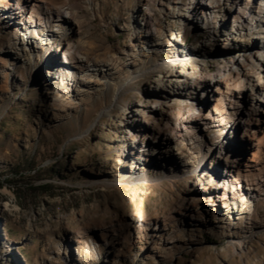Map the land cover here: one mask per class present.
I'll list each match as a JSON object with an SVG mask.
<instances>
[{"label":"rangeland","instance_id":"obj_1","mask_svg":"<svg viewBox=\"0 0 264 264\" xmlns=\"http://www.w3.org/2000/svg\"><path fill=\"white\" fill-rule=\"evenodd\" d=\"M48 1L59 4L66 0ZM70 1L79 16L89 21L88 40L97 47L92 53L94 58L103 51L98 45L104 38L111 52H126L128 33L121 27L129 17L136 27L139 0H103L99 16L81 8L87 0ZM201 1L203 4L194 7L207 10L209 1ZM225 2L230 10H225L223 18L230 26L234 11L242 10L241 1ZM156 16L159 27L172 24L170 18ZM65 25L62 23L67 35L69 28ZM0 31V51H4L12 31L6 33L1 27ZM171 33L181 38L179 42L185 49L199 45L208 35L194 20L173 23ZM73 41L76 52L88 53L81 38L73 36ZM208 47L217 50L206 55V64L201 63L208 73L215 72L219 62L215 57H227L236 50L223 47L221 41H209ZM160 55L163 59L167 56L166 52ZM48 57L40 53L30 63L17 59L5 72L7 77L0 72V264H264V191L255 194L244 182L235 184L237 195L231 206L238 219L232 220L230 231L223 235L207 232L202 226L177 225L178 211L188 194L184 182L175 181L172 188L169 179L151 165H147L149 173L137 175L132 159L126 156L131 138L137 141L141 136L137 131L127 134L119 125L121 105L131 107L139 99H146L127 91L121 96L124 102L108 116L101 115V111L109 105L112 91L103 90L82 105L70 101L58 86H47L45 93L43 81L52 59ZM146 85L148 75L136 88L142 90ZM195 96L202 98L199 90ZM62 111L66 112L61 119L47 117ZM178 116H173V123ZM225 120L229 123L225 121L209 131H182L178 141L181 145L190 139L219 143L225 137V149L237 152L239 131L231 125H239V119L232 116ZM168 129L161 131L168 134ZM194 150L206 152L205 144ZM244 150L241 159L245 158ZM205 162L208 165L210 160ZM192 176L188 174L187 179ZM156 178H162L161 182ZM193 204L195 208L196 202ZM224 206L219 204V209L227 212ZM208 207L214 208L211 204ZM171 214H175V230L162 233L155 241L146 239L144 221L154 223ZM254 224L259 226L257 234L245 250L231 253L227 236L241 237L243 229ZM190 237L195 240L189 242ZM168 245L180 249L172 255L154 250Z\"/></svg>","mask_w":264,"mask_h":264},{"label":"bare ground","instance_id":"obj_2","mask_svg":"<svg viewBox=\"0 0 264 264\" xmlns=\"http://www.w3.org/2000/svg\"><path fill=\"white\" fill-rule=\"evenodd\" d=\"M205 1H209L207 10L194 7L203 4L201 0H139L136 30L130 17L120 26L128 33L126 52H111L104 38L98 45L103 51L94 58L92 53L97 47L88 40L89 21L79 16L70 0L59 4L48 0H0V27L6 33L12 31L6 49L0 51V72L7 77V70L18 60L30 63L40 53L48 55L52 59L43 81L45 93L47 86H58L70 101L82 105L103 90L112 91L110 103L101 115L112 116L117 105L124 102L123 93L142 94L147 103L139 99L131 107L122 104L118 116L119 125L127 134L137 131L141 136L137 141L131 138L126 154L133 161L132 169L137 175L147 174V165H151L169 179L172 188L175 181L184 182L188 194L178 211L177 225L202 226L207 232L223 235L230 231L232 220L238 219L231 206L237 195L235 184L244 182L253 193L264 191V0H240L242 10L234 11L230 26L223 18L228 9L225 0ZM102 4L103 0L101 4L87 0L81 8L99 16ZM156 14L170 18L172 24L194 20L204 27L207 38L185 49L179 42L181 38L171 33V23L158 26ZM62 23L69 28L67 35ZM73 36L81 38L87 54L75 51ZM58 38L62 40L58 42ZM209 41L236 48L227 57H215L219 62L214 73H208L201 65L208 62L206 55L217 51L206 48ZM161 52H166V58L159 57ZM147 75L148 85L137 89ZM196 90L202 98L197 99ZM232 109L236 111L231 112ZM65 112H51L47 117L58 120ZM174 115L181 117L173 123ZM232 116L239 119V125H231L239 131L237 152L225 149V137L219 143L190 139L181 145L178 141L182 131H209L224 125L225 119ZM167 126L170 131L165 134L161 130ZM201 144H205L204 153L194 150ZM243 150L246 155L241 159ZM219 166L220 171L216 170ZM188 174L193 175L192 179H187ZM161 180L156 178L157 182ZM221 203L227 212L220 211ZM210 204L213 209L208 207ZM143 227L146 239L155 241L162 233L175 230V214L157 218L154 223L145 220ZM257 228L256 224L246 226L241 237L228 235L231 253L245 250ZM187 240L193 242L195 238ZM178 249L179 246L168 245L154 250L172 255Z\"/></svg>","mask_w":264,"mask_h":264}]
</instances>
